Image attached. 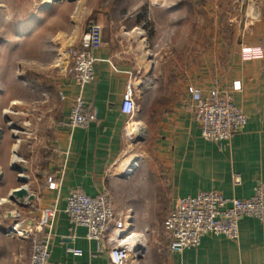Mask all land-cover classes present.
<instances>
[{
  "label": "crops",
  "instance_id": "1",
  "mask_svg": "<svg viewBox=\"0 0 264 264\" xmlns=\"http://www.w3.org/2000/svg\"><path fill=\"white\" fill-rule=\"evenodd\" d=\"M84 5L85 0L76 4L0 0V24L19 26L16 37L22 38L16 41L56 30L47 42L57 56L80 43L86 31L84 19L96 11L87 12ZM69 7L74 10L68 27L49 26L53 17ZM78 9L82 12L79 20L73 17ZM248 27L227 37L209 35V47L202 52H193V47L191 55L183 51L167 59L151 58L142 34H119L114 39L104 30V45L94 54L96 80L83 92L97 117L83 128H56L51 145L58 152L47 164L21 165L23 161L14 155L19 154L18 146L8 139L0 142V264H28L32 244L18 233L31 227L40 210L54 207L59 213L52 229L49 264H112L107 252L99 251L97 243L87 238V229L75 226L64 212L66 197L73 192L110 195L116 212L126 216L127 228L141 236L142 256L130 264H264V224L257 219L240 221L237 240L209 235L199 247L180 253L170 252L164 223L157 227L156 221L145 222L152 216H167L180 198L217 191L226 198L248 199L257 184L264 182V23L256 22L253 32ZM129 81L136 86L139 106L132 121L122 113ZM236 84L241 90L234 91ZM2 85L0 126L8 122V104L21 99H10L14 92ZM58 86L67 96L57 116L61 122L67 120L80 90L70 76L60 79ZM189 86L205 93L214 88L231 92L234 104L248 117L245 130L222 144L204 140L193 117ZM31 144L38 150L37 143ZM31 152L26 147L23 158ZM21 166L28 170L25 188L32 197L30 201L25 198L24 206L18 204L20 200H10L23 185L22 176L13 169ZM49 178L56 182L55 188L50 187ZM145 223L153 228L150 242ZM15 226H19L18 233ZM70 249L82 255L75 256Z\"/></svg>",
  "mask_w": 264,
  "mask_h": 264
},
{
  "label": "rangeland",
  "instance_id": "2",
  "mask_svg": "<svg viewBox=\"0 0 264 264\" xmlns=\"http://www.w3.org/2000/svg\"><path fill=\"white\" fill-rule=\"evenodd\" d=\"M64 1L76 4L81 0ZM54 3L58 2L51 0V4ZM84 8L87 12L96 11L87 15L84 19L87 25L83 28L92 23L101 24L105 34L114 39L119 34H142L147 38L145 49L153 59L157 55L167 59L173 54L182 55L183 51L191 55L193 47V52H202L209 47V35L231 36L247 26L253 32L256 22L264 23V0H85ZM71 10L73 7L57 14L49 26L53 29L68 27ZM79 10L73 11L77 20L82 14ZM18 28L13 23L0 24V103L5 96L2 83L7 85L8 92H14L10 99L21 97L6 107L8 122L0 126V142L8 139L18 146L15 150L19 154L14 155L27 167L39 161L47 164L52 154H56L57 148L51 145L53 133L59 128L58 112L66 102L61 99V93L66 94L58 81L67 75L48 47L47 36L56 30L41 32L28 41H16L22 38L16 37ZM32 142L38 144V150ZM26 147L32 152L23 158ZM143 163L144 160L140 165ZM164 215L152 216L145 222L155 224L156 221L159 227L164 223ZM143 226L150 242L149 233L153 228L149 223Z\"/></svg>",
  "mask_w": 264,
  "mask_h": 264
},
{
  "label": "built area",
  "instance_id": "3",
  "mask_svg": "<svg viewBox=\"0 0 264 264\" xmlns=\"http://www.w3.org/2000/svg\"><path fill=\"white\" fill-rule=\"evenodd\" d=\"M104 45V27L92 23L86 28L80 43L69 46L57 54L58 65L79 87V94L72 100L67 120L59 127L71 130L83 128L97 117L83 97L85 87L96 80L95 52ZM241 90L240 84L234 91ZM188 93L193 102V117L201 128L204 140L216 144L228 142L243 132L248 124L244 111L234 104L231 92L214 88L208 93L190 86ZM61 99L66 96L61 93ZM139 111L137 89L132 81L127 83L122 103V113L130 121ZM58 152V150L56 151ZM51 188L57 186L53 178L48 179ZM38 219L25 231L18 233L31 241L32 252L28 264H49L51 259L52 229L59 209L40 210ZM64 212L71 222L87 229V238L97 243L99 251H106L112 264H130L142 256L140 235L127 228L126 216L117 213L109 194L103 192L96 197L73 192L66 197ZM245 218H253L264 224V182H259L254 194L248 199L226 198L217 191L200 192L195 197L180 198L164 220V229L169 237V250L180 253L197 248L209 235L225 236L231 240L239 238V224ZM48 229V232L46 231ZM70 253L81 256L82 252L70 249Z\"/></svg>",
  "mask_w": 264,
  "mask_h": 264
},
{
  "label": "water",
  "instance_id": "4",
  "mask_svg": "<svg viewBox=\"0 0 264 264\" xmlns=\"http://www.w3.org/2000/svg\"><path fill=\"white\" fill-rule=\"evenodd\" d=\"M54 2H60V1H64V0H53ZM71 1V0H68ZM14 170H16L17 172H19V174L22 176L19 180V182L21 184H23L19 189L15 190L11 196H10V200L12 201H18L20 200V203H18L20 206H24L25 205V198L29 196L27 189L25 188V184L27 183V177L25 176L26 172L28 171L26 167L21 166L19 168H15L13 167ZM28 201L32 200L31 198H27Z\"/></svg>",
  "mask_w": 264,
  "mask_h": 264
},
{
  "label": "bare ground",
  "instance_id": "5",
  "mask_svg": "<svg viewBox=\"0 0 264 264\" xmlns=\"http://www.w3.org/2000/svg\"><path fill=\"white\" fill-rule=\"evenodd\" d=\"M15 156H16V155H15ZM14 158H15V157H14ZM133 162H134V161H132V162H131V163H132V165H130V166L128 167V169H127V172H129L130 168H132V167H133V165H134V164H133ZM141 244H142V243H141ZM142 246H143V245H141V247H142Z\"/></svg>",
  "mask_w": 264,
  "mask_h": 264
}]
</instances>
